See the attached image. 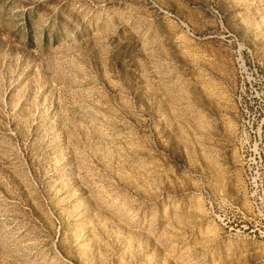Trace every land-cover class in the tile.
I'll use <instances>...</instances> for the list:
<instances>
[{
  "label": "rangeland",
  "instance_id": "1",
  "mask_svg": "<svg viewBox=\"0 0 264 264\" xmlns=\"http://www.w3.org/2000/svg\"><path fill=\"white\" fill-rule=\"evenodd\" d=\"M0 264H264V0H0Z\"/></svg>",
  "mask_w": 264,
  "mask_h": 264
}]
</instances>
